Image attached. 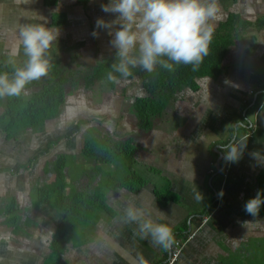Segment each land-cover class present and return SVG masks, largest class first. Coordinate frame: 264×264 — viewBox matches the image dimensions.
I'll list each match as a JSON object with an SVG mask.
<instances>
[{
	"label": "crops",
	"instance_id": "0c3cea01",
	"mask_svg": "<svg viewBox=\"0 0 264 264\" xmlns=\"http://www.w3.org/2000/svg\"><path fill=\"white\" fill-rule=\"evenodd\" d=\"M47 1L0 0V63L24 65L28 58L21 51L20 30L46 20L47 27L60 29L48 57L58 58L66 76L77 73L65 84L57 114L39 126L10 128L3 116L10 97L0 98V264H166L170 249L150 244L138 235L137 223H126L132 206L170 224L175 239L208 217L175 264H256L264 246V219L247 214L244 205L264 192V25L248 27L228 48L224 75L197 80L196 91L181 89L152 128L143 130L133 111L135 99L146 96L138 79L113 86L109 80L90 83L97 63L117 53L109 30L96 26L98 19H116L101 9L109 0H90L88 11L76 0H50V7ZM221 1L215 27L229 13L251 24L264 19V0ZM73 30L87 35L68 40ZM7 34L14 36L5 49ZM76 43L83 45L69 50ZM104 135L133 145L135 155L110 164L85 157L83 143ZM230 147L242 155L228 161L225 176H219L218 163ZM60 156L66 160L65 195L100 193L106 207L82 213L55 252L58 212L52 204H40L37 191L52 183V166ZM130 172L145 185L135 192L108 188L109 177L121 179ZM198 192L201 201L195 198ZM157 193L166 199L159 200Z\"/></svg>",
	"mask_w": 264,
	"mask_h": 264
},
{
	"label": "clouds",
	"instance_id": "9594fccd",
	"mask_svg": "<svg viewBox=\"0 0 264 264\" xmlns=\"http://www.w3.org/2000/svg\"><path fill=\"white\" fill-rule=\"evenodd\" d=\"M27 3L28 0H17ZM105 13L115 14L116 19L106 22L96 21L97 28L109 30L110 43L117 49L120 62L112 65L108 79L118 81L113 73L118 72L128 78L132 69L139 67L153 73L157 67L168 72L175 66H191L199 69L209 55L215 24L219 17V0H109L101 5ZM44 19V18H43ZM47 21L25 25L20 30V44L27 61L17 68L12 78L7 73L0 74V98L18 97L26 93V86L48 75L52 67L48 52L60 35L58 27H47ZM93 32V36H97ZM19 49L13 51L17 54ZM242 155L235 148L225 151L227 161L236 162ZM258 160L257 155L253 154ZM223 196V192L219 193ZM195 198L203 199L201 193ZM264 199L261 192L246 201L244 210L255 217L259 214ZM126 223L138 224V235L152 245L167 251L175 244V234L170 224L157 222L143 209L135 206L127 210ZM161 215L164 212L161 211Z\"/></svg>",
	"mask_w": 264,
	"mask_h": 264
},
{
	"label": "trees",
	"instance_id": "16d2710c",
	"mask_svg": "<svg viewBox=\"0 0 264 264\" xmlns=\"http://www.w3.org/2000/svg\"><path fill=\"white\" fill-rule=\"evenodd\" d=\"M232 1L235 2V0ZM89 2L90 0H76V5L86 8ZM45 6L50 7L51 1H47ZM261 24L264 25V19L251 24L242 20L239 15L229 13L226 20L215 27L209 55L196 71H193L190 65H178L175 66V71L173 72H168L158 66L153 73H147L137 67L132 69L133 75L128 78L121 76L118 72H114L113 74L118 77V80L138 79L146 93L145 97L136 98L135 102H133V111L139 128L143 130L151 129L153 119L162 114L168 104L167 102L184 87L196 91L197 80L204 78L217 80L224 75V58L228 48L235 43V40L243 38L242 35L248 27H257ZM257 29L260 30L259 27ZM82 45V43H76L69 50H77ZM50 62L52 67L48 75L26 86V90L36 89L35 92H32L29 96L22 94L18 97H10L7 100L3 116L8 121L10 128L24 129L26 127L39 126L45 120L55 116L61 104L64 103L65 84L68 78L75 79L77 73L71 72L66 76L56 56ZM119 62L118 52L110 58L98 62L93 76L90 77V83L109 80L108 73L112 71V65ZM24 65L1 62L0 74L7 73L9 78H12L15 70ZM109 81L111 86L116 82ZM256 101H258V98L254 102ZM229 143L230 141L225 144L228 145ZM82 154L96 162L110 164L118 159H131L135 155V147L129 143H115L106 135L95 136L83 143ZM227 163L226 159L218 163L219 176L226 174ZM65 164V158L63 156L58 157L52 166V183L39 187L37 191L38 202L43 205L52 204L58 212V217L55 220V233L51 244L55 252L60 249L63 242L77 225V220L82 213L89 209L106 207L104 197L100 193L74 192L65 195ZM260 179H264V174L261 175ZM107 181L108 188L126 189L129 192H135L145 185V181L135 172H130L121 179L109 177ZM157 197L161 201L166 199L165 195L161 197L158 193ZM261 198L264 199V192ZM258 215H264V205H261Z\"/></svg>",
	"mask_w": 264,
	"mask_h": 264
},
{
	"label": "built area",
	"instance_id": "2783aa9c",
	"mask_svg": "<svg viewBox=\"0 0 264 264\" xmlns=\"http://www.w3.org/2000/svg\"><path fill=\"white\" fill-rule=\"evenodd\" d=\"M224 176H225V174H224ZM207 221H208V217H204L201 220V225H199V226L201 227ZM200 227L198 229L193 230V231L190 230L183 237H179V238L175 239V244L170 248L169 258H168L166 264H175V262L178 260V258L182 254L184 247L196 236Z\"/></svg>",
	"mask_w": 264,
	"mask_h": 264
},
{
	"label": "rangeland",
	"instance_id": "374dc122",
	"mask_svg": "<svg viewBox=\"0 0 264 264\" xmlns=\"http://www.w3.org/2000/svg\"><path fill=\"white\" fill-rule=\"evenodd\" d=\"M108 3H109V1H107ZM221 4H223V0L221 1ZM89 5H90V3H89ZM88 5V6H89ZM86 10V9H85ZM86 11H88V7H87V10ZM107 15H109V16H113V14L112 13H106ZM115 15V14H114ZM94 31V30H93ZM73 35H75V36H77L78 37V35H87L86 33H81V32H79V31H77V30H73L71 33H69L68 34V40H69V37L70 36H73ZM3 36V35H2ZM12 36H14V35H11V34H7V35H5L4 37H5V40H4V42H6L5 44H3L2 46L5 48V49H8V48H11L12 47V40H9V38L10 37H12ZM0 42H2V40L0 39ZM21 51L23 52V54H24V51H23V47L21 48ZM52 59V58H51ZM263 217V219H264V215L262 216ZM259 256H260V258L259 259H257V263L256 264H264V246H263V249L259 252Z\"/></svg>",
	"mask_w": 264,
	"mask_h": 264
},
{
	"label": "water",
	"instance_id": "95a60500",
	"mask_svg": "<svg viewBox=\"0 0 264 264\" xmlns=\"http://www.w3.org/2000/svg\"><path fill=\"white\" fill-rule=\"evenodd\" d=\"M218 167V166H217Z\"/></svg>",
	"mask_w": 264,
	"mask_h": 264
}]
</instances>
